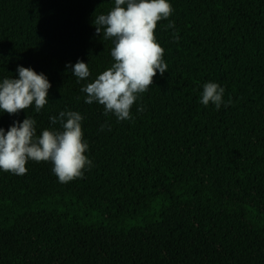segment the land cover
Masks as SVG:
<instances>
[{
    "label": "trees",
    "instance_id": "obj_1",
    "mask_svg": "<svg viewBox=\"0 0 264 264\" xmlns=\"http://www.w3.org/2000/svg\"><path fill=\"white\" fill-rule=\"evenodd\" d=\"M168 2L167 71L118 121L81 91L114 62L93 22L115 0H0V82L20 65L51 84L39 113L0 112V127L27 116L38 136L77 111L92 162L66 184L51 162L0 170V264H264V0ZM207 82L225 90L218 110Z\"/></svg>",
    "mask_w": 264,
    "mask_h": 264
},
{
    "label": "clouds",
    "instance_id": "obj_2",
    "mask_svg": "<svg viewBox=\"0 0 264 264\" xmlns=\"http://www.w3.org/2000/svg\"><path fill=\"white\" fill-rule=\"evenodd\" d=\"M172 12L168 0H115V6L107 14L95 18L96 34L100 35L103 30L104 39L113 40L114 62L81 89L86 93L85 103L102 105L104 115L111 113L118 121L132 118L131 109L138 95L148 91L157 70L161 76L167 71L164 49L157 43L155 30L157 23L170 17ZM174 28V23L169 21L166 29ZM179 39L174 32L173 40ZM70 66L78 81L90 76L87 63L77 60ZM17 72L18 78H4L0 82V112L16 115L34 105L39 113L49 102V80L31 67L18 65ZM224 91L215 82L205 83L201 103L207 106L211 102L220 109ZM137 111H143V107ZM83 119L77 111H60L57 116L49 117L50 124L61 125L60 130L44 129L38 136L36 121L27 116L22 121H14L7 131L0 127V170L24 175L28 161H44L51 162L60 183L82 178L84 169L92 163L85 155L88 144L83 139ZM104 127L102 124L101 131Z\"/></svg>",
    "mask_w": 264,
    "mask_h": 264
}]
</instances>
